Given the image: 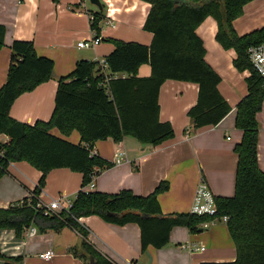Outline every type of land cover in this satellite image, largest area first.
Masks as SVG:
<instances>
[{"label": "trees", "instance_id": "1", "mask_svg": "<svg viewBox=\"0 0 264 264\" xmlns=\"http://www.w3.org/2000/svg\"><path fill=\"white\" fill-rule=\"evenodd\" d=\"M57 1V0H56ZM150 4L144 30L153 34L150 46L136 42L106 39L114 50L106 57L107 68L92 61H79L72 74L61 77L55 100V110L49 122L34 125L19 122L10 116L14 102L23 94L52 79L53 60L38 55L34 43L15 40L10 46L11 60L6 83L0 89V136L9 137L0 143V179L13 163L27 162L42 172L33 197L25 198L7 209H0V230H13L22 239L31 226L40 233L61 231L70 226L84 239L87 264H116L100 254L86 241L88 232L79 220L98 216L114 225L137 224L141 229L142 254L149 248L169 245L176 227H186L190 233L201 232V224L209 217L191 213L164 215L158 196L169 190L161 183L149 196H138L131 190L117 194L84 191L92 182L95 167L102 171L112 164L93 155L98 141L112 138L120 143L131 136L146 146H158L174 137L169 122H161L159 95L168 80L194 83L199 86L198 101L188 111L195 129L217 126L231 111L219 91L220 75L206 62V49L197 35L198 27L209 17L216 20V40L226 50H234L235 68L248 71V94L237 106L236 128L243 133L235 146L238 157L235 195L216 198L218 215L229 216L228 229L235 244L237 257L232 262L201 264H264V172L258 161V114L264 106V79L254 68L249 49L264 43V27L239 36L234 21L243 14L244 6L254 0H142ZM105 5L92 13L94 37H101L105 20ZM7 29L0 25V50L6 46ZM150 65L149 77H140L139 69ZM111 78L106 86V76ZM57 128L62 135L77 131L79 144L51 134ZM69 169L83 175L82 187L69 213L44 217L38 208L39 197L46 186L48 174L56 169ZM0 259H5L0 253ZM16 258L8 262H20Z\"/></svg>", "mask_w": 264, "mask_h": 264}, {"label": "crops", "instance_id": "2", "mask_svg": "<svg viewBox=\"0 0 264 264\" xmlns=\"http://www.w3.org/2000/svg\"><path fill=\"white\" fill-rule=\"evenodd\" d=\"M89 0H0V25L7 29L5 44L0 50V89L6 83L10 60V46L15 40L34 43L39 56L54 62L52 79L39 85L32 92L23 94L12 105L10 116L22 123L34 125L49 122L55 110L58 81L72 74L79 61H99L114 50L106 39L136 42L150 46L153 34L144 30L150 4L142 0H101L105 16L113 17L115 27L105 26L101 31L102 42L93 48H79L78 43L94 37L88 12ZM85 4L87 11L82 8ZM94 6V5H93ZM234 28L239 36L264 27V0H254L244 6ZM206 49V62L220 75L219 91L231 107L230 113L217 125L195 129L188 111L196 105L199 86L194 83L168 80L159 95L160 120L174 128V137L158 146H146L127 136L120 143L112 138L98 141L93 152L111 167L102 171L93 192L117 194L131 190L138 196H149L161 183H168L169 190L158 196L164 215L190 213L196 188L201 180L210 187L216 198L235 195L238 157L235 146L243 137L236 128L237 106L247 96L248 71L240 72L234 66L236 52L224 49L216 40L218 25L214 18H207L197 29ZM152 69L140 67L139 76L149 77ZM260 127L258 161L264 172V106L258 114ZM51 134L73 144L81 142L74 131L64 136L54 128ZM9 137L0 136L5 144ZM125 150L124 160L116 163V148ZM42 172L27 162L13 163L0 179V209L30 198L42 178ZM83 175L69 169H56L48 174L40 200L75 199L82 187ZM80 226L88 232L86 241L100 254L116 264L139 261L144 264H201L203 262H232L237 257L235 244L228 226L219 224L209 230L190 233L186 227H176L170 243L162 249L149 248L142 254L141 229L137 224L118 226L98 216L83 217ZM82 236L70 226L61 231H48L18 239L13 230H0V253L5 259L0 264L21 258L19 264H87L74 254L81 245ZM194 245L203 251L190 252L184 246ZM53 250L55 257L44 261L40 254ZM5 261V262H4Z\"/></svg>", "mask_w": 264, "mask_h": 264}, {"label": "built area", "instance_id": "3", "mask_svg": "<svg viewBox=\"0 0 264 264\" xmlns=\"http://www.w3.org/2000/svg\"><path fill=\"white\" fill-rule=\"evenodd\" d=\"M82 8H84L87 11L85 4H83ZM88 15H89L90 23L93 22L94 15L90 12H88ZM104 25L115 27V22L113 17L110 15V12L108 16H105L102 29ZM101 42H102L101 37H97V38L93 37L88 41H83L78 43V47L89 49L99 45ZM249 57L254 68L264 79V43L258 46L251 47L249 49ZM92 62L98 63L104 69L107 68L106 59H102L99 61H92ZM106 77H107L106 81L104 83H101L100 86L102 87L106 86V82L109 81L111 78L126 77V75H110V76L107 75ZM116 153H117L116 163L120 164L124 160L126 152L124 149L121 148L120 145H118L116 148ZM92 154L96 155V153H94L93 151ZM101 173H102V169L100 167H95V173L92 177V182L89 184L88 187L84 189L85 192L87 193L93 192L96 186V181ZM30 197H33V195ZM75 199H70L67 197L55 198V199L53 198L50 199L48 203H44L39 198L37 207L43 209L44 217L59 216L62 213L70 212L71 208L74 205ZM190 213L197 216H206L210 218V221H206L201 224L200 228L202 230H209L212 227L217 226L219 224H223L227 226L230 220L229 216L220 217L218 215L216 196L213 194L210 187L204 180H201L196 188ZM36 233H37V228L34 226H31L29 229H27L28 235H34ZM184 249L190 252L204 250V248H198L194 245L184 246ZM54 257H55V252L53 250H48L47 252L40 254V258L43 259L44 261H51ZM130 264H144V263L139 261H133Z\"/></svg>", "mask_w": 264, "mask_h": 264}, {"label": "water", "instance_id": "4", "mask_svg": "<svg viewBox=\"0 0 264 264\" xmlns=\"http://www.w3.org/2000/svg\"><path fill=\"white\" fill-rule=\"evenodd\" d=\"M89 1L92 5L98 7L99 9L103 8V4L101 0H89ZM83 242H84V239L82 238L81 245L75 249L79 255H82L85 253L83 249ZM89 262L90 264H95V260L93 258H90Z\"/></svg>", "mask_w": 264, "mask_h": 264}, {"label": "rangeland", "instance_id": "5", "mask_svg": "<svg viewBox=\"0 0 264 264\" xmlns=\"http://www.w3.org/2000/svg\"><path fill=\"white\" fill-rule=\"evenodd\" d=\"M89 2V1H88ZM88 5H89V7L91 8V9H95V6H93L90 2L88 3ZM5 262V261H4ZM14 264H19L18 262L17 263H14Z\"/></svg>", "mask_w": 264, "mask_h": 264}]
</instances>
